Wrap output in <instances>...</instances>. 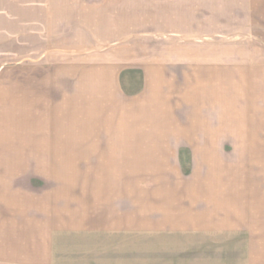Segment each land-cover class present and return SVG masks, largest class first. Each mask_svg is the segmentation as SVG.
Listing matches in <instances>:
<instances>
[{"label":"rangeland","instance_id":"obj_1","mask_svg":"<svg viewBox=\"0 0 264 264\" xmlns=\"http://www.w3.org/2000/svg\"><path fill=\"white\" fill-rule=\"evenodd\" d=\"M51 3L0 0V264H264V0Z\"/></svg>","mask_w":264,"mask_h":264},{"label":"crops","instance_id":"obj_2","mask_svg":"<svg viewBox=\"0 0 264 264\" xmlns=\"http://www.w3.org/2000/svg\"><path fill=\"white\" fill-rule=\"evenodd\" d=\"M40 3H43L42 5H37V9L39 10L38 12L41 13V17H42V22L45 24V20H47L48 18H50L51 14L53 13V9H54V6L53 4L51 3V0H39ZM55 5V4H54ZM47 18V19H46ZM42 23V24H43ZM97 73L98 75H100V73H102L103 75L107 72V69H104L103 70H99L96 69L94 70V73ZM162 84V83H161ZM164 84V83H163ZM154 88L149 92V95L151 94V99H153V101L157 102L158 101L162 102V99H164L165 97L161 96V94H159V91H157L159 89V86H160V83H157L155 85H153ZM156 90V91H155ZM164 92V91H163ZM100 101L103 100L102 98L99 99ZM158 105V104H157ZM158 109V108H157ZM159 111V110H158ZM161 119V118H160ZM165 118H163V120H159V122H165L164 120ZM179 134H183L184 133H180ZM182 136V135H180Z\"/></svg>","mask_w":264,"mask_h":264}]
</instances>
